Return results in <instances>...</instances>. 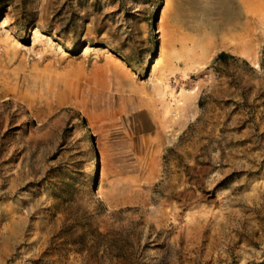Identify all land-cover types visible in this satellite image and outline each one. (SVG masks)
<instances>
[{
  "label": "rangeland",
  "instance_id": "374dc122",
  "mask_svg": "<svg viewBox=\"0 0 264 264\" xmlns=\"http://www.w3.org/2000/svg\"><path fill=\"white\" fill-rule=\"evenodd\" d=\"M247 2L0 0V264H264Z\"/></svg>",
  "mask_w": 264,
  "mask_h": 264
},
{
  "label": "bare ground",
  "instance_id": "6f19581e",
  "mask_svg": "<svg viewBox=\"0 0 264 264\" xmlns=\"http://www.w3.org/2000/svg\"><path fill=\"white\" fill-rule=\"evenodd\" d=\"M247 1H248L247 2V6L250 9H252L253 11H255L256 14L260 17L261 20H264V0H247ZM163 43L166 46V48H168L171 45V43H172V39H169V40L166 39V40L163 41ZM237 47H239V54H241L242 56L248 57L249 55L252 54V52L250 51L251 50L250 46L248 44H241V45H238ZM166 66H167V64L163 65L164 68ZM77 72L79 73V72H81V70H78ZM68 80H69V77L67 78V81ZM91 80H93L92 83L96 82V79L88 78V80H86L87 85H90Z\"/></svg>",
  "mask_w": 264,
  "mask_h": 264
},
{
  "label": "trees",
  "instance_id": "16d2710c",
  "mask_svg": "<svg viewBox=\"0 0 264 264\" xmlns=\"http://www.w3.org/2000/svg\"><path fill=\"white\" fill-rule=\"evenodd\" d=\"M224 56H225L224 53H220V54L218 55V57H224Z\"/></svg>",
  "mask_w": 264,
  "mask_h": 264
}]
</instances>
